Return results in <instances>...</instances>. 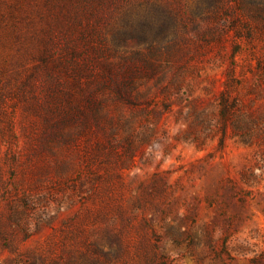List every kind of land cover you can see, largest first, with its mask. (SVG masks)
<instances>
[{
  "label": "rangeland",
  "instance_id": "1",
  "mask_svg": "<svg viewBox=\"0 0 264 264\" xmlns=\"http://www.w3.org/2000/svg\"><path fill=\"white\" fill-rule=\"evenodd\" d=\"M62 3L55 12L76 11L85 36L74 99L81 112L47 146L43 108L31 100L13 110L8 147L27 157L15 177L6 173L0 210L8 196L24 232L15 229L7 245L0 239V264L54 233L68 259L81 247L74 225L94 228L92 211L105 204L116 227L128 216L134 238L145 217L171 264H264V0L251 12L227 0ZM1 5L0 25L22 32L34 64L48 6L25 0L12 13L13 0ZM16 45L0 54H18Z\"/></svg>",
  "mask_w": 264,
  "mask_h": 264
},
{
  "label": "trees",
  "instance_id": "2",
  "mask_svg": "<svg viewBox=\"0 0 264 264\" xmlns=\"http://www.w3.org/2000/svg\"><path fill=\"white\" fill-rule=\"evenodd\" d=\"M4 1L0 0V12H2L0 18L3 20L5 15L1 11V4ZM22 1L25 0H13L12 13L22 6ZM44 1L48 6L49 16L46 18L43 13H39V17H45V31L41 38L34 37V43L41 44L40 47L36 45L38 49L36 55H30L37 60L34 64H27L28 48L21 39L22 32L17 31V27L6 31L5 24L2 22V26L0 25V47L14 40L17 42L15 48L18 50V54L10 57L0 54V194L10 193L6 173L9 172L12 177L16 164L27 157L26 155L18 157L19 150L8 147L11 142L7 140L14 136L13 110L17 106L23 110L29 109L30 106L32 107L29 104L31 100L43 108L39 137H41L40 142L47 146L56 143L55 141L59 140V131L81 112L74 103L75 89L82 90L79 78L88 60L80 61L85 56L81 51L83 49L78 47L79 43L85 42L83 31L78 27L80 18L76 11L68 12L66 16L55 12L64 8L62 3L64 0ZM227 1L232 2L241 11L248 12L262 5V0ZM215 6L217 5H213ZM59 32H62L61 36H64V39L60 48H57ZM39 86H42L43 91L37 92ZM40 94L44 95L41 101L37 99ZM26 127L24 124L23 130L27 134ZM4 142L6 148L3 150ZM27 145L33 150L30 141ZM7 197H3L6 206L0 210V239H3L6 245L15 229L22 231L20 223L15 218L13 203L9 202ZM108 199L111 201L113 196H108ZM105 205L92 211V224L96 225L94 228L87 230L82 223L74 225L73 230L70 231L71 237L78 234L81 247L77 246L75 253L70 250L68 259H64L58 253L61 237L60 234L54 233L46 240L44 246L18 254L12 264H171L165 256L158 253L159 236L154 233L145 217L138 223V235L134 238L127 234L129 229L134 228L128 216L127 221L125 220L127 227L122 224L116 227V220L107 216L108 205ZM118 209L120 217L124 219V208L120 205ZM125 255H129L131 263H127L124 259Z\"/></svg>",
  "mask_w": 264,
  "mask_h": 264
}]
</instances>
